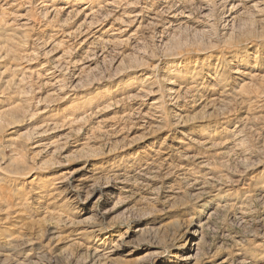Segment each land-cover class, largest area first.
Masks as SVG:
<instances>
[{
  "label": "rangeland",
  "instance_id": "1",
  "mask_svg": "<svg viewBox=\"0 0 264 264\" xmlns=\"http://www.w3.org/2000/svg\"><path fill=\"white\" fill-rule=\"evenodd\" d=\"M0 264H264V0H0Z\"/></svg>",
  "mask_w": 264,
  "mask_h": 264
},
{
  "label": "bare ground",
  "instance_id": "2",
  "mask_svg": "<svg viewBox=\"0 0 264 264\" xmlns=\"http://www.w3.org/2000/svg\"><path fill=\"white\" fill-rule=\"evenodd\" d=\"M106 89H107V91H105L104 94L108 95L111 91L108 88H106ZM188 259H193L194 260L196 258H195V256H190V257H188Z\"/></svg>",
  "mask_w": 264,
  "mask_h": 264
}]
</instances>
